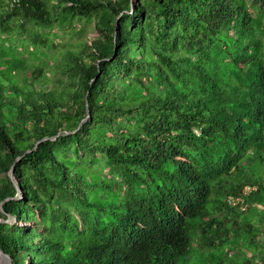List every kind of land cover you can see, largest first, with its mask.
I'll return each mask as SVG.
<instances>
[{"label": "trees", "instance_id": "1", "mask_svg": "<svg viewBox=\"0 0 264 264\" xmlns=\"http://www.w3.org/2000/svg\"><path fill=\"white\" fill-rule=\"evenodd\" d=\"M0 219L13 264H264V0H0Z\"/></svg>", "mask_w": 264, "mask_h": 264}, {"label": "water", "instance_id": "2", "mask_svg": "<svg viewBox=\"0 0 264 264\" xmlns=\"http://www.w3.org/2000/svg\"><path fill=\"white\" fill-rule=\"evenodd\" d=\"M88 118H91V114H90V112H89V110H88V117L83 121V122H85ZM82 122V123H83ZM55 139V138H54ZM43 140H48V138H45V139H43ZM42 140V141H43ZM41 142V141H40ZM29 152H31V151H29ZM29 152H27V153H29ZM26 153V154H27ZM23 157H19L18 159H17V162L19 161V160H21ZM10 177H11V179H12V181L14 182V184L16 185V187L18 188V190H20L19 189V186H18V182H17V180H16V178H15V172H14V169H12L11 170V172H10ZM1 222H10V220H1L0 219V223ZM2 259H7V260H10L11 261V263H12V260H11V257L9 256V255H7V254H5L4 252H3V250L0 248V261L2 260ZM1 264V263H0ZM13 264V263H12Z\"/></svg>", "mask_w": 264, "mask_h": 264}, {"label": "rangeland", "instance_id": "3", "mask_svg": "<svg viewBox=\"0 0 264 264\" xmlns=\"http://www.w3.org/2000/svg\"><path fill=\"white\" fill-rule=\"evenodd\" d=\"M90 37H94V34L91 33V34H90ZM67 40H68V38H65L64 41L66 42ZM0 263H1V264H12L11 261H10V260H7V259H2V260L0 261Z\"/></svg>", "mask_w": 264, "mask_h": 264}, {"label": "built area", "instance_id": "4", "mask_svg": "<svg viewBox=\"0 0 264 264\" xmlns=\"http://www.w3.org/2000/svg\"><path fill=\"white\" fill-rule=\"evenodd\" d=\"M19 1H20V0H14V3H15V4H16V3H19Z\"/></svg>", "mask_w": 264, "mask_h": 264}]
</instances>
